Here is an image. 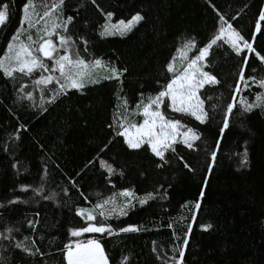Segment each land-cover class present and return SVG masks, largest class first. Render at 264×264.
<instances>
[{
    "label": "trees",
    "instance_id": "obj_1",
    "mask_svg": "<svg viewBox=\"0 0 264 264\" xmlns=\"http://www.w3.org/2000/svg\"><path fill=\"white\" fill-rule=\"evenodd\" d=\"M26 2L0 0L10 5L0 26V58L21 27ZM56 2L34 0V19L43 5ZM262 10L264 0H64L57 22L67 16L73 21L67 32L57 31L72 36L87 62L102 61L91 67L99 82L67 89L49 103L59 86L35 85L39 70L31 76L14 73L17 79L0 71V264H66L65 245L90 239L102 244L108 264H175L189 224L182 264H264V88L259 85L264 63L256 55L264 56V22L256 29ZM137 13L143 19L131 31L101 34L106 23L127 22ZM229 25L254 51L243 48L237 55L225 38L209 48L202 68L218 83H206L198 93L209 119L201 124L167 104L163 108L200 139L189 148L178 138L165 161L147 144L129 149L116 135L120 122L140 123L138 105L173 78L168 63L182 71L221 26ZM45 62L51 68V61ZM111 67L122 71L119 80L104 78ZM26 92H32L31 100L21 99ZM230 103L229 127L221 134ZM245 103L253 107L246 111ZM212 151L216 159L209 172ZM125 191L131 196L121 195ZM140 199L147 202L141 205ZM106 200V211L130 202L126 215L97 214L92 221L111 226L112 234L71 236L87 226L77 210L92 211ZM129 225L138 231L119 232Z\"/></svg>",
    "mask_w": 264,
    "mask_h": 264
},
{
    "label": "snow or ice",
    "instance_id": "obj_2",
    "mask_svg": "<svg viewBox=\"0 0 264 264\" xmlns=\"http://www.w3.org/2000/svg\"><path fill=\"white\" fill-rule=\"evenodd\" d=\"M95 3V0H92ZM64 0H57L51 6L43 5L44 10L42 14H39L38 19H34L37 16V11L34 6V0H27L24 3L22 11L23 16L21 18V27L17 30L16 34L13 35L11 41L7 45V52L3 58H0V71L3 75L8 78L17 79L14 73H19L22 76H31L34 72L39 70L41 75L39 78L34 80V84L47 86L53 81L59 86L57 90L53 92V98L49 99L47 102H53V99L60 95L66 94L67 89H82L85 87L86 83H97L98 78L91 71L93 64L95 66L101 65L102 61L100 59H95L92 64L87 62L82 58L79 51L76 50L75 45L72 40L71 35H64L57 31L63 28L64 32L68 31V25L72 23L73 17L67 16L61 22H57L62 16V6ZM9 7L8 3H0V26H4L9 17ZM59 14V15H57ZM54 15L56 19H53ZM107 17H111L113 14L111 12L106 14ZM143 17L137 13L133 15L127 22L124 20L119 21L116 24L104 25V30L102 35H115L117 33L123 35L128 31H131L136 23L141 21ZM223 19V17H221ZM43 20V24H41ZM264 22V10L259 14V20L256 22L257 31H261V23ZM35 36V38H34ZM23 37V38H22ZM53 37L57 38L58 43H54ZM227 37L225 43L229 44L232 50L239 55L243 48H247L249 51H254L251 43L244 39V37L231 25L228 29L221 26L219 34H217L210 43L199 49V55L194 59H191L187 66L183 68L182 71L176 72L173 63H168L167 72L173 74V78L168 81L166 86L159 91L155 97H149L147 103L138 105V108L142 107V112L140 114L143 116V122L138 125H130L129 127H124L123 121L120 122V129L116 132V135L124 138L125 143L129 149H139L142 145L147 144L151 149V152L158 157L161 161H165V152L171 150L175 152L173 145L177 143V138H182V142L189 148L192 147L190 141H195L200 139V136L192 129L187 128L186 131H180L181 128L186 127L179 120L168 119L160 111V106L165 102V98L170 101L167 106L172 109V111L177 113H185L193 117L196 121L203 124L208 119V113L204 110L203 101L197 95L198 91L204 87L206 83H218L215 76L211 75L207 71H202L200 67L197 66L198 61L204 60L208 55L209 48L216 44L217 41ZM87 42L85 41V44ZM189 44L187 47H191ZM87 51V49H84ZM257 57L260 59L261 63H264V56L256 53ZM45 59L51 61V68L45 62ZM123 71H126L123 70ZM59 75H55V73ZM43 73H50L48 75H43ZM110 76L104 77L105 79H116L119 80L122 75V71L115 67L110 68ZM244 69L241 68L239 78L241 81L245 80ZM248 79L255 80L254 76L248 77ZM260 87L264 88V79L259 81ZM237 87V91H238ZM27 98L31 100L33 98L32 92H26L25 96L21 99ZM43 99V97H42ZM259 100L260 97H257ZM155 106V107H153ZM234 105L228 104L227 111L223 119V127L220 128V133L222 134L224 129L229 127L228 114L233 110ZM253 107L252 104L245 103V110H250ZM132 129H135L133 132ZM219 141H217V144ZM183 160V158H180ZM216 151L211 152V163L208 164V171L212 169V163L215 162ZM242 164L247 163V153H244ZM103 166V161L101 162ZM184 167L188 168L190 171V165L184 163ZM108 171L112 172L111 166H108ZM207 183V177H205V184ZM121 195L130 197L131 193L125 191ZM151 193L148 197H151ZM201 196H203V191H201ZM47 199V197H46ZM147 202L146 199H140L139 203L144 205ZM109 201H104L103 204H96L92 211L86 212L85 209L81 208L77 210V215L85 217L86 225L81 226L77 229L71 231V236L79 237L83 233H108L112 234V228L103 222L92 223L97 218V214L103 218H110L113 214L126 215L125 209L130 206L129 204H124L122 206H114L105 210L104 205L108 204ZM195 207L199 209V202L196 203ZM31 221L29 224L31 225ZM171 226V225H170ZM191 224L188 225V230L184 234L183 245L178 247L176 251L178 252L179 258L173 257L175 264H182L183 257L185 255L184 248L188 244V235L191 232ZM137 227L129 225L126 227L119 228V232H136ZM17 248L21 247V243L15 245ZM66 251L64 252V259L66 264H108V259L105 256L104 250L97 240H88L86 245H82L79 242L75 244V247L68 244L65 245ZM25 251H30L29 249H24ZM39 252V249L36 250ZM125 259H127L125 257Z\"/></svg>",
    "mask_w": 264,
    "mask_h": 264
},
{
    "label": "rangeland",
    "instance_id": "obj_3",
    "mask_svg": "<svg viewBox=\"0 0 264 264\" xmlns=\"http://www.w3.org/2000/svg\"><path fill=\"white\" fill-rule=\"evenodd\" d=\"M224 28H225V29H228V26H227V27H224ZM224 38L227 39V37H224ZM242 49H243V46H242ZM197 66L200 67V69H201L202 71H204L203 68H202V67H203V60H202V61H198V62H197ZM58 74H59V73H58ZM198 93H200V90L198 91ZM198 93H197V95H198V96L200 97V99H201V96H200ZM165 104H167V105L170 104V101H168L167 98H165V102H164L163 104H161V106H160V111L165 115L166 118L171 119V118H169V117L167 116V114L165 113V111H164V109H163ZM153 107H155V106H153ZM170 109H171V108H170ZM142 117H143V116H142ZM143 119H144V118H143ZM173 120H174V119H173ZM142 122H143V120H142L140 123H142ZM140 123H132V122H131V123H129L126 127H129L130 125H138V124H140ZM132 131L134 132L135 129H132ZM180 131H186V127L181 128ZM178 138H180V137H178ZM178 138H177V139H178ZM99 243H100V242H99ZM81 244H82V245H86L87 242H86V243H81ZM101 246H102V244H101ZM102 248H103V247H102ZM103 250H104V249H103ZM104 253H105V252H104ZM105 256H106V254H105Z\"/></svg>",
    "mask_w": 264,
    "mask_h": 264
}]
</instances>
